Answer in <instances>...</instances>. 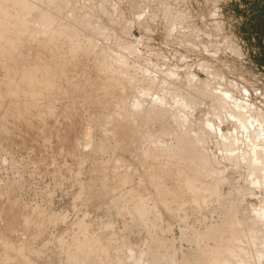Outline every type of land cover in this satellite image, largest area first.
<instances>
[{
	"label": "rangeland",
	"instance_id": "374dc122",
	"mask_svg": "<svg viewBox=\"0 0 264 264\" xmlns=\"http://www.w3.org/2000/svg\"><path fill=\"white\" fill-rule=\"evenodd\" d=\"M10 1L18 2L19 5H17L16 7H12L11 5H8ZM57 1L65 2V3L61 2L64 5L66 4L65 6H68L67 4L69 3L72 6L73 2L76 3L79 0L77 1L76 0H0V4L8 8L7 14H9L10 17L11 16L16 18L26 17V18L37 19L40 22V20H42V18L44 17L54 18V16L57 15L56 18L60 17L59 19L63 21L64 18L62 19L61 16L65 14L66 9L65 10L63 9L67 7H64V5L61 4L60 5V7H62L61 10L60 8L59 10L56 9L54 3L58 4L59 2ZM68 1L71 2L67 3ZM85 1L81 0L79 2L84 3L83 5V7H85L83 8L85 9L84 12L86 13L88 12V14L91 15L89 16L84 12L82 13L81 11L82 13L81 15L86 17V20L88 19V21L84 20L86 22L84 24H80L79 21L77 24L76 20L69 21L68 23L69 25L71 24L70 26L73 32V37L79 40V44H78L79 48L73 49L71 47L70 48L68 47V49H66L67 45H65L64 43L60 44V46L63 45L62 46L63 49L62 48L61 50L57 49V52L55 54L57 57V62L54 66L57 70L58 66L63 67L62 64L64 65L68 64L73 59L74 61L73 67L68 68V73L66 74L67 80L70 82L72 81L73 83H76L78 78H82V79L91 78L92 81H95L100 77L99 82L97 83V85L94 87L93 90L84 89L85 93H82L84 96L83 98L79 96H77L76 98L73 97L74 98L73 104L74 101H76L74 106L77 111L75 112L76 114L81 113L80 115L83 118L82 130H84V132L87 131V129L90 130L91 135H93L91 140H93L94 143L100 144L101 154L99 155L98 159L104 162L106 165H108L110 170L114 173L117 172L118 169H121L119 168L118 162L116 161V159H118V161L122 162L123 164L122 169L128 168V166H130L129 169L132 167L131 170L135 168L138 170V173H135L137 176L136 178L141 177L142 179H143V175L140 170H146V168L150 166H155L158 170L161 167H163L162 160H158L163 156L159 155L158 151L154 150L153 152L152 150L151 153L156 152L154 155L152 154L148 155V153H146L145 156H142L141 152H139L142 151V146L136 145V147L137 146L139 147H137L138 150L135 151L133 149L134 145H132L130 150H128L124 146V142L122 140L115 141L114 133L111 134L112 132L110 133L105 132L107 130L109 131L110 129L109 124H105L106 120L112 117L114 118L116 117L118 120H122L125 118L126 114L130 110L134 111L136 105L138 104L130 97L127 99H123L121 95H119L118 90L113 89V86H109L108 82H111L114 79H119V78L128 79L131 78V76L136 77L135 79L138 81L140 80V77L143 78L145 76L154 75L153 77L156 78V80L158 79V81H160L159 79L162 78L163 82L161 80V83H164L165 79H167L166 82H169L170 83L169 85L171 87H174V84L177 83L175 84V86L176 85H177L176 87L179 86V88L181 89V93L182 92L185 93L184 92L185 88L183 87L186 86L185 82L187 77L189 78V76H191L194 79L195 77L199 78L198 80L201 79L200 82L203 85H204L203 83L204 80L207 78L205 80L206 82L205 85L207 86L209 82L208 80H210L209 83L210 85L208 86V88L212 85L210 88L212 90V87L214 86L213 90L211 91L210 89H206L207 87L205 88V86H202L199 82L198 83L196 82L197 84L192 83L195 89L197 88L199 91L201 89L202 91L204 90L203 89L204 87L206 89V92L204 93L203 91L204 93V94L202 93L203 97L201 95H198L197 98L196 97L194 98L196 101V102L194 101V107H192V109L190 110L187 109L186 111L188 112L185 114L183 118H184V122L187 121V119H189L190 124L191 125L193 124L192 126L196 125L197 127L201 126L202 124L199 123L198 121L196 122L195 119L198 120L203 119L205 121L206 120L205 118H208L213 124V129H216V131L213 132L214 130L212 128L211 131L210 128L206 129L204 125L202 126L203 127L202 129H200L199 127L197 128L202 131L203 135L201 136V138L205 140L204 143H207L205 144L206 147H204L205 145H203L204 147L203 152L205 151L207 153V154L202 153L203 156L206 155L204 156L205 158H207L208 155L211 157V158L210 157L207 158L209 159L208 162L210 161L208 165L211 164L210 166H212L216 163V165L213 166L214 170L217 168L216 169L217 174L214 173L215 176L213 175L214 178L216 177L218 180V178L222 176L223 178L221 177L222 179L219 178V180H225L224 184L222 183L221 185L222 187L220 190L221 194L224 196L223 199L224 202H221L219 204V207L221 208V210H223L225 209V207L237 205L236 210L240 211V209H242L240 212H246L248 211V208L250 209L251 207L262 208V206H264V164H261L262 166L261 165L257 166L252 164L253 162L251 161H254L252 160L254 158V156L252 155L254 153L249 147H247V145L249 146V144H251V142L249 143L250 135L248 134L250 130L252 131V129L253 132H251V135L253 134V136H251L250 139H252V137L254 139L256 138V140H258V138L261 139L264 138V128H262V126L264 125H261L260 123V120L261 121L263 120L259 119L261 117L258 116L256 117L259 119V121L258 119H255L256 117L254 118V116L257 115L255 111L259 112L258 114L261 113L264 114V0H208V1L207 0H164V1L162 0L164 4L163 3L160 4L159 3L160 1L158 0L157 1L151 0L152 2L149 0H138V1L136 0L137 2L135 0H119V1L107 0V4L105 3L106 5L105 8L107 9L106 12L107 14L109 13L111 17L113 16V20L109 15L107 16L105 11H104L105 13L103 12L102 15L101 10L104 8V5L101 6V4L102 1L106 2V0H100L101 3L99 2L98 5L96 3L94 7L91 5L92 2L90 3V1L88 0L87 3ZM95 1L98 2V0H94L93 5L95 4ZM83 3H81V5ZM89 5H91L92 8ZM76 6L78 8L77 3ZM96 6H99L100 8L103 7L101 10L100 8L98 9L100 10L101 13L97 11L98 7ZM69 7L70 5L67 8L68 10ZM164 8H166V10ZM90 9L92 11H88ZM93 9L96 10L94 11ZM108 10L109 11L111 10V13L114 11L116 13L117 11L116 13L117 15L115 13H113L114 15H112L110 12H108ZM58 11L59 13H57ZM148 12L150 13L148 14ZM47 13L48 15L51 16L48 17ZM95 14L96 15L98 14L97 16L100 15V18H102V20L99 17H97ZM104 14H105V18H104ZM179 14L181 15L185 14L188 17L187 20L186 18L185 21L184 19H180ZM93 15L95 16V18ZM107 17H109L110 20L108 18V21H106ZM98 18L100 19V21ZM103 18L105 21L103 20ZM93 19L96 22V24L93 23L94 22ZM179 20H183L186 24L184 22L183 24ZM189 20L191 24L190 22H187ZM98 21L101 24L103 23L102 25L104 29L107 27L109 28V30H104L103 32H101L100 36H98L99 34L97 35L96 33L91 32V30H89L91 28L88 27V26H92V24L98 26L99 24L97 23ZM178 21L181 23H178ZM94 38H97L96 40L97 47L94 48L95 52L98 51L99 49H102L103 47H107L108 49H110V52L112 54L113 53L117 54L115 59H111V61H108L105 67L100 70L103 73H99V74H97L98 71L92 70L91 64L89 66L87 62L80 60L82 50L84 49V47L92 44ZM186 41H188L189 43ZM21 45L22 44H19L18 46L15 47L16 50L20 52L18 54L19 55L22 54L21 55L22 57L21 56L20 57L23 59L24 57L32 58L34 55L33 53L34 48L30 49V47H28L27 49V47H23ZM64 46L66 50H64ZM127 46L131 48L132 55L131 57H128V59H124L122 57V51H123V47H127ZM21 48L22 50H20ZM94 49L90 48L89 51L93 52ZM59 55H62L61 59ZM120 59L122 62L116 61ZM91 60L94 61V58H92ZM118 63L127 64V69L121 70L118 67ZM204 66L206 67L208 66L207 67L208 70H206L207 68ZM137 67H139V69H136ZM141 69L143 70V72H140ZM170 69L172 70V72H170L171 71ZM200 69H204L205 71L204 70L201 71ZM74 71L77 72L73 73ZM186 71H188L187 74L190 73L191 74L189 76L188 75L183 76V74L185 75ZM162 72L165 75H163ZM165 72L168 74H166ZM173 72L174 74H176L177 72L176 75L178 76L175 77L173 75ZM141 73L143 74L141 75ZM171 76L172 77L174 76V79ZM181 80L184 83V86L183 83H180ZM179 83L182 86H180ZM200 85L202 86L201 88ZM136 86L139 88H136ZM136 86L134 85V88L136 90L135 89L133 90H135L134 93L135 96H138L140 95L139 93L140 88L147 86V81L146 83L143 82L137 84ZM155 86L152 87L149 86V87L154 91L155 90L159 91L158 94L161 98L163 97V100L166 102L168 109L172 110L178 108V104L181 101L179 100H178L179 102L177 101L179 95L176 91H173V89L172 90L167 89V87H165V90H160L157 89L158 87L155 88ZM208 90L210 91L209 95L210 94L215 95V97L211 96L213 97L212 98L213 100L216 99L217 97L219 99H222L224 96H229V99L227 100L228 103L234 106L237 105L238 111L241 108V112L238 113L240 114V116H244L242 117L243 119H247V121L250 122L248 123L247 130L246 129L240 130L242 131L241 134H244L243 136L244 138L240 134V131L239 132L237 131L238 128L236 130L234 119L232 118L225 119L224 117L219 116V113H215L216 115H213L212 113L210 114L205 113L204 108H206V104L210 102L209 98L205 95L208 94L207 93ZM220 94L222 98H220ZM199 97L204 98L201 99L203 101L199 102L200 101ZM233 98L236 99L235 102ZM250 108L252 109V111ZM139 121L140 120H138L137 122ZM258 122L261 125V128L257 127L259 125ZM253 123H255L254 124L255 127L253 126ZM158 125L159 123L157 122L156 119L150 120L149 130L154 133L153 138L157 140L156 142H160V144H162L163 147L166 148L167 146L168 148L169 145H171V147L173 148L175 146L173 145V143L174 144L176 143L174 140L177 141V139L175 137H173V139L172 137H169L164 130H160ZM9 126L11 128L13 127L12 125ZM136 126L138 127L139 125L136 123ZM178 127L180 130L185 128V125H183L180 119L178 121ZM259 128L261 131H259ZM218 131H221L222 133L228 132L230 134L231 132L235 131L238 133L237 134L238 137L236 138L232 137L228 139L222 137L223 139L220 138V140L218 141L217 140L218 137L216 135ZM204 133L206 135L208 133L209 134L207 136L205 135L204 137ZM260 133L262 134L260 135ZM245 134L248 138H246ZM2 138L4 139V141L9 140L10 142L7 143L8 146H2L0 140V187L2 186L10 187V184L14 182L16 186L15 191L12 192L10 188H8L7 191L8 192L11 191L14 194V196L18 198V200L21 202V204L24 207L35 208L36 210L40 212H44L45 214L46 213L51 214L50 216L52 217H57L58 216L57 213L58 214L60 213L59 216L61 217L64 215L63 220H65L66 223L72 222L73 218L77 217L80 214L86 213L85 218L86 220L88 219L87 220L88 225H90L92 220H94L92 222L93 224L92 229L93 230L96 229L95 231L98 230V226L96 225L97 223L95 221L97 220V222L99 223V221L105 219L104 217L105 211L101 212L102 210L97 205L99 204L100 199L94 198L93 200L95 202L92 201V203L90 202L91 205L88 204L84 206L81 205L80 202H77L74 199L76 194H78L79 192L78 185L87 184L86 187H90L91 184L95 185L96 187L98 185L97 182H99V178L96 176L98 169L97 172L94 171V168L92 169V166L94 164L91 159L85 160V163L84 161H82L83 172L80 169L81 173H77L79 168L77 167V163L73 162L74 160H72L71 157L70 159L60 149L53 151L46 144L40 143L37 140V138L32 134L27 136V134L14 129V132H11L8 135L7 139L4 137ZM247 139L248 142H246ZM254 139L250 141H253ZM261 139L258 140L259 142L255 141L256 145L258 144L257 147L259 146L261 147L262 144L264 143V139L262 141ZM90 143L92 142L90 141ZM90 143L87 147H84V145H81L80 143L79 147L82 149L84 153H86L87 149L90 148ZM226 143L228 145L231 143L232 146L230 145L228 146ZM163 144L166 146H164ZM219 145H221L222 148H225L226 147L225 145H227L228 147H230L229 149L231 151L227 147V151H228L227 152L226 148L225 149L219 148ZM239 145H241L240 146L241 148L239 147ZM235 146L239 148L236 149ZM243 146L247 147V149L246 148L244 149ZM136 147L134 146V148ZM131 149H133L134 151ZM220 149L223 151V153L225 150L224 153L225 155L221 154ZM238 149L240 150V152L238 151ZM232 151L233 152L235 151L234 152L235 156L237 155V157L239 159L242 158V160L241 159L240 161L239 159L235 160L234 159L235 157L233 158L234 154L229 153ZM226 152L227 155L229 153L228 156L226 155ZM245 152L246 154L244 155ZM251 152L252 155L250 154ZM257 152L259 153V150ZM221 155L227 156L228 159L227 160L223 159ZM259 155L256 156L258 157ZM157 156L159 157L157 158ZM4 157L6 159H4ZM221 158L226 161L234 160L231 161L233 164L235 162L238 163L239 161L240 167H238L239 165L235 163L234 164L235 166H233L232 164V167L234 168H231V162L223 161L221 160ZM248 158H250L251 161H249ZM211 159L214 160V161L212 160L214 164H212ZM244 159L245 161H243ZM241 162H243V164H241ZM217 164L220 167V169H221L220 165H222L221 170H224L223 175L222 173L218 172L221 170L219 169ZM62 166L65 167L67 173L70 176L66 177L62 173H60L61 178L57 176V173L59 175L60 172L59 170ZM124 166L126 167L124 168ZM167 171L168 173H173V175L175 176L174 171H171L170 168L167 167ZM254 172L256 174H254ZM218 174L221 176H219ZM246 175L249 179L246 177ZM206 176L207 175L203 176L204 178L202 179L204 180ZM243 176L244 179L247 178L251 182L247 181V179L244 180ZM207 177H209V179L206 178L205 182L210 180L209 174ZM170 178L171 177H168L166 179V181L168 180L167 181L168 185L172 183V178L171 179ZM244 181H246L247 183H245ZM94 182L95 184H93ZM248 182L251 183V185H249ZM95 186H93L94 189L96 188ZM249 186L250 187L252 186L251 189ZM149 188L146 187L145 192H147L148 194L152 192L151 194H153L155 190L154 189L151 190L152 189L151 187ZM240 188L241 189L245 188L246 190L247 189L248 190L244 192L245 190L243 189L242 192L240 191L241 190ZM101 192L102 194L105 195L104 190L103 191L101 190ZM245 193L248 196H244L242 198V196L245 195ZM182 197L185 198V195H183ZM9 199H10L9 194L0 195L1 203L4 202L8 204ZM104 199L105 197L101 199V202H103ZM151 199H153V197H151ZM151 199L147 200V202L149 203L148 206H150L151 208L152 206H154L155 210L157 211V217L160 222L162 232L158 236H155L154 234L147 232V230L137 229L135 227H133L129 231H123L126 220L124 218L119 217L117 215L119 213H116L115 211H113L114 210L113 209L108 212V218L112 220V222L114 223L113 224L114 227L111 231H108L107 234L108 238L107 237L104 238V241H107L106 243L108 248L106 252L107 258L113 259L115 257L120 259L119 262H122V257L124 255L129 256L131 253L129 249H127L128 246L135 247L137 250L136 253L139 254L140 251L142 253L146 251L149 242L156 243L158 241L163 240L169 242L173 246V249H171L168 253L172 254V257L176 261V263L177 262L179 263V261L181 262L182 260H187L188 258L192 257L194 252L198 249L202 250L206 247L212 248L214 246V244H212L210 240L203 241L196 239V234L198 232L204 231L203 230L204 227L200 225V220L205 219L207 216L208 217V219L206 220L207 224L209 222L211 224H213V222L218 223L217 218L219 216L217 215L215 216V214L209 215L208 213L197 209L194 205H190L186 207V209L182 213L175 214L169 212L167 209L160 206L158 203L155 202L151 203L152 202L150 201ZM205 199L209 201L208 203L213 204L214 202H216L214 201V197L213 198L206 197ZM98 210H100V212L104 214L103 215L101 214L100 216V212ZM221 210L219 209L220 214L222 215L225 213V211H221ZM97 214L99 215L98 217ZM13 216H14L13 212L9 213V211H7L5 213V211L3 212V209L1 210L0 208V229L2 230L8 229L7 221L12 223L11 225H13L14 224ZM209 217L211 220L209 219ZM89 220H91V222ZM245 220L247 222V218ZM66 223H63L62 221L60 223L61 225H57L53 227L54 229L50 227L45 232L46 236L40 237L39 239L35 240V242H33L34 240L29 239L30 240L29 244H31V242L34 243V245L31 244L33 246L32 248L37 250L39 256L38 257L36 254L35 255L36 257L33 256L31 258L30 253H27L28 258H30L28 261L30 262V264H33V262L34 264H65L61 261V259H59L62 258V255H65L64 245L58 246L55 243L52 244L50 242H52L51 237L54 236L55 232H59V233L62 232L63 237L59 233H56L57 235L55 234V236H58L59 238V235H61L60 239L63 238L62 243H64L65 245L69 244L70 242L69 237L71 235L67 233V231H69L68 230L69 228L66 225ZM19 227L20 225L17 223L16 228H11V227L10 228L13 229V232L14 231L17 232V235L24 237L23 233H20L18 231ZM11 229H8V231L10 230V232L12 233ZM64 229L66 230L63 231ZM49 230L50 232H48ZM66 233L68 234V236ZM242 238L245 241H249L247 236H243ZM250 239H254V240L257 239V241L260 242L261 240L264 239V237L259 235V237L255 239L250 235ZM44 243L47 246H45ZM112 243L116 245L114 244L112 245ZM254 247L255 246L252 245V247L246 249L249 252L248 255L249 258L247 259L246 264H254V260H252L251 257V253H253L252 251H254ZM262 249L264 253V246H262ZM25 253L23 254L20 253L18 255L13 256L11 259H9L12 262L9 264L28 263L21 261L13 263V260H15V258L22 259L25 256ZM163 254H165V252H163L162 255ZM130 259H131L130 257L127 258V261H130ZM1 260L2 258L0 257V263ZM139 264L141 263L139 262Z\"/></svg>",
	"mask_w": 264,
	"mask_h": 264
},
{
	"label": "bare ground",
	"instance_id": "6f19581e",
	"mask_svg": "<svg viewBox=\"0 0 264 264\" xmlns=\"http://www.w3.org/2000/svg\"><path fill=\"white\" fill-rule=\"evenodd\" d=\"M79 1L76 2L78 4V8L75 2L72 1L73 3L71 6V4L69 3L71 1H68L67 3L69 4L67 5L68 6L70 5L69 10L67 9L68 6H65L66 4L65 5L62 4L65 2L57 1L60 4L54 3V6L56 9L59 10L60 8L61 10L62 8L60 7L61 4L64 5V7H67V8L63 7L64 8L63 10L66 9V12L64 11L65 14L61 16V18L62 19L64 18V20L61 21L59 19L60 17L56 18L57 16L56 15L54 16V18L44 17L42 18V20H40V22L37 19H32V18H26V17L16 18L13 16L10 17L9 14H7L8 8L0 4V136H1L0 140H1L2 146H8L7 143H9L10 141L9 140L4 141L2 137L7 139L8 135L11 132H14V129L27 134V136L32 134L33 136L37 138V140L40 143L46 144L53 151L60 149L64 152L66 156H68L69 158L71 157L72 160H74L73 162H76L77 167L79 168L77 173H81V171L83 172L82 161H84L85 163V160L91 159L94 164L92 166V169L94 168V171L96 172L98 169V172L96 173L97 175L94 174L99 178V182H97L98 185L97 187L92 184L91 186L88 184L90 187H86L87 184L78 185L79 192L78 194H76L74 199L77 202H80L81 205L83 206L90 204V202L92 203V201H94L93 200L94 198L100 199V202L97 205L102 210L101 212L105 211L104 212L105 219L103 218L104 220L99 221V223L97 222V220L95 221L97 223L96 225L98 226L97 231H95L96 229L94 230L92 229V226H93L92 222L94 220L91 219L92 222L91 220H89L92 225L91 224H90L91 226L88 225V222H87L88 219L86 220L85 218L86 213L80 214L77 217L73 218L72 222H68L70 223L68 224L66 223L65 220H63L64 215L61 217L59 216L60 213L59 214L57 213V215L60 218L58 216L52 217L50 216L51 214H48V213L45 214L44 212H40L36 210L35 208L24 207L21 204V202L18 200V198H16L14 194L12 193L15 191V188H16L14 182L10 184V187L2 186L0 187V195L9 194L10 199H9L8 204L4 202L2 203L0 202V208L1 210L3 209V212L4 211L5 213L7 211H9V213L13 212V215H14L13 225H11L12 223H10L9 221H7L8 229L16 228L17 223H18L20 225L18 231L20 233H23L24 237L17 235V232L15 231L13 232V229H11L12 233L10 232V230L8 231V229H3V230L0 229L2 230L0 231V252H1L0 257L2 258L0 264L12 263L9 259H11L13 256L18 255L20 253L23 254L26 252L25 256L22 259L15 258V260H13V263H16L19 261L28 262L30 258H28L27 253H30L31 258L33 256L36 257L35 256L36 254L38 256L37 250L32 248L33 246L31 245V244L34 245V243L31 242V244H29L30 242L29 239L34 240L33 242H35V240L39 239L40 237L46 236L45 232L47 229H49L50 227L53 228L57 225H61L60 223L62 221L63 223H66V225L69 228L68 229L65 226L69 230L67 231V233L71 235L69 237L70 238L69 244L65 245L64 243H62L63 238L60 239L62 232L60 233L55 232L54 236L51 237L52 242H50L51 238L49 242L52 244L55 243L58 246L64 245L65 255H62V258H59V259H61V261L65 264H133V263L139 264V262L141 264H246L247 259L249 258L248 257L249 252L246 249H248L249 247H252V245L255 246L254 251H252L253 253H251V257H252V260H254V264H264V253L262 249V246H264V239L261 240L260 242H258L256 239L257 237H259V235L264 237V206H262V208L261 207H258V208L251 207L250 209L248 208V211L246 212H240L242 210L240 208H238L240 209V211L236 210L237 205L228 206V207H225V209L221 210V208L219 207V204L221 202H224L223 201L224 196L221 194L220 190L222 187L221 185L222 183L224 184L225 180H219V178L220 179L223 178L219 174L218 175L221 176L222 178L219 177L218 180L216 177L214 178L215 176L214 173L217 174V171H216L217 168L214 170L213 166L216 165V163L214 164L213 162L214 160L211 159V162L214 165L212 166H210L211 164L208 165L210 161L208 162L209 159L207 158L210 156L208 155L207 158H205L204 156L206 155L203 156L202 154V153L204 154L206 153L205 151L203 152V148L206 147L205 144L207 143H204L205 140L201 138L203 134L200 129L203 128L202 127L203 125L206 127V129L208 128L213 129V124L210 121V119L205 118V117H204L206 119L205 121L203 119L202 120L195 119L196 122L198 121L199 123L202 124V125L199 124L201 126H198L200 129H197L198 127L195 125V122H194L195 126H192L193 124L192 125L190 124L189 119H187V121L184 122L183 117L188 112L186 110L187 109L190 110L192 109V107H194V101H195L194 98L195 97L197 98L198 95L202 96L203 91L205 93L206 89L211 90L210 87L212 85L208 88V86L210 85L209 84L210 80H208L209 81L208 85L207 86L205 85L206 84L205 80L207 78L204 80V82L202 81L204 83L203 85L200 82L201 79L198 80L199 78H196V77L194 79L193 77L189 76L191 73L189 72L190 74H187L188 71H186L185 75L183 74V76H187V75L189 76V78L187 77L186 82H185L186 86H184V83L182 82V80L180 82V83H183V86H184L183 88H185L184 90L185 93L182 92L183 95L181 93V89L179 88V86L178 87H176L177 85L175 86V84L177 83L174 84V87H171L169 85L170 83L166 82L167 79H165L164 83H161L162 78H160L159 79L160 81H158V79L156 80V78L153 77L154 75L145 76L143 78L140 77V80L138 81L135 79L136 77L131 76V78H128V79L119 78V79H114L111 82H108L109 86H113V89L118 90L119 95H121L123 99H127L130 97L132 98V100L137 102L139 105L138 104L136 105L134 111L130 110L126 114L125 118L122 120H118L116 117L115 118L112 117L106 120L105 124H109L110 129L109 131L107 130L105 132H108V133L112 132L111 134L114 133L115 141L122 140L124 142V146L128 150H130L132 145H134L135 147L136 145L142 146V151H139L141 152L142 156H145L146 153H148V155L149 154L154 155L156 152L151 153L152 150L153 152L154 150L158 151L159 155L163 156V157L160 156L161 158L158 159V160H162L163 167H161L158 170L155 166H150L146 168V170H140L143 175V179H144V182H143V179L141 177L136 178L137 176L135 173H138L137 169L134 168L133 170H131L132 167L129 169L130 166H128V168H125L126 166H124L125 169H122L123 164L122 162L118 161V159H116V161L118 162V166L121 169H118L117 172L115 173L110 170L108 165H106L104 162L98 159L99 155L101 154L100 144L94 143L93 140H91L93 135H91L90 130L87 129V131L85 132L84 130H82L83 118L80 115L81 113L76 114L75 111L77 110L74 106L76 101H74V104H73V99L76 98L77 96L83 98L84 96L82 93H85L84 89L93 90L94 87L99 82L100 77L99 79L95 81H92L91 78H88V79L78 78L77 82L73 83L72 81L71 82L68 81L67 76H66V74L68 73V68L73 67V62H74L73 59L68 64H65V65L62 64L63 67L58 66L57 70L54 66L57 62V57L55 55L57 52V49L58 50H61V48L63 49L62 47L63 45L60 46V44L64 43L65 45H67L66 49H68V47L69 48L71 47L73 49L79 48L78 46L79 40L73 37V32L70 26L71 24L70 25L68 24L69 21H72V20H76L77 24H78V21L80 24H84L86 23L85 21H88V19L86 20V17L81 15L85 11V9H83L85 7H83L84 3L81 2L83 3L81 5ZM87 1L88 0H86L85 2ZM89 1L90 3L92 2L91 5L93 7L96 5V3L98 5V3L100 2V0H98V2L95 1V4L93 5L94 0H89ZM158 1H160L159 2L160 4L161 3L164 4L163 2L164 0L163 1L158 0ZM105 3L107 4V0L106 2L102 1V4H101V6L104 5V8L106 6ZM137 4H140V3H137ZM8 5H11L12 7H16L17 5H19V3L10 1ZM99 6H96L98 7L97 11H99V13L102 12V15H103V12L104 11L106 12L107 9L106 8L104 9L103 7L100 8ZM99 8L100 10L103 8L101 12L100 10H98ZM136 8H137V5H136ZM164 9L166 10V8ZM93 10L95 11L96 9H93ZM88 11H92V10L90 9ZM108 12L111 13V10L110 11L108 10ZM48 13H47V16L50 17L51 15H48ZM57 13H59V11ZM113 13H115V11L112 12L111 14L114 15ZM149 13L150 12H148V14ZM86 14L89 15L88 12ZM108 15L109 13L107 14V16ZM179 15H180V19H184V21H185V18L186 20L188 18L185 14L184 15L179 14ZM97 17L100 18V15ZM104 18H105V14H104ZM108 18L109 17H107L106 21H108ZM100 19L102 20V18ZM111 19L113 20V16L111 17ZM190 20L187 22H190ZM99 21L97 22L99 23L98 26L94 24H92V26H88L89 28H91L89 30H91V32L96 33L97 35L99 34L98 36H100L101 32H103L104 30H109V28L106 25L105 26L107 28L104 29L102 25L103 23L101 24ZM179 21H181L182 23L184 22L183 20H179ZM179 21L178 23H181ZM93 23L96 24L95 21ZM190 39H189V42H190ZM96 40L97 38H94V40L92 41V44L84 47V49L81 52L80 60L87 62L89 66L91 64L92 70L98 71L97 74H99V73H103L100 70L105 67L108 61H111V59H115L117 54L116 53L112 54L110 52V49H108L107 47H103L102 49H99L98 51L95 52L94 48L97 47ZM19 44H22L21 46L23 47H27V49L28 47H30V49L34 48L33 57L30 58V57H27L26 55L27 58L25 57L24 59L21 58L22 54L19 55L18 53L20 52H18L15 48ZM191 44H192V41H191ZM22 48L20 50H22ZM90 48L94 49V51L90 52L89 51ZM66 49L64 46V50ZM131 55H132L131 48L129 46L123 47L122 57L124 59H128V57H131ZM59 57L61 59L62 55H59ZM90 58L91 59L94 58V61L91 60ZM116 61L122 62L121 59L116 60ZM118 67L121 70H126L127 64L118 63ZM136 69H139V67H137ZM204 69H200V70L203 71ZM206 70H208V68ZM76 72L77 71H74L73 73H76ZM140 72H143V70L141 69ZM170 72H172V70ZM142 74L143 73H141V75ZM176 74H174L173 72V75L175 77L178 76ZM163 75L165 74L163 73ZM174 76L173 77L171 76V77L174 79ZM177 80H178V77H177ZM146 81H147V86L140 88L139 90V93L142 96L140 95L135 96L134 93L136 89L134 88V85L136 86L137 84H140L143 82L146 83ZM196 82L197 83L199 82L202 86H205V88L206 87L207 88L205 89L203 87L204 90L201 91L200 89L201 91L200 92L197 88L195 89V87L192 84ZM180 83L179 85L182 86ZM201 85H200V88L202 87ZM149 86L151 87L155 86V88L158 87L157 89H160V90H165V87H167V89H171V90L173 89V91H176L179 95V98L177 99V101L178 100L181 101L178 104V108H176L177 110L168 109L167 108L168 106L166 105V102L163 100V97L161 98L159 96L158 94L159 91L157 90L154 91L153 89H150ZM213 87H212V90H213ZM136 88H139V87L136 86ZM209 92L210 91L208 90L207 92L208 94H205L210 100V102L206 104V108H204L205 113L206 114L212 113L213 115H216L215 113H219V116H222L225 119L232 118L235 121L236 130L238 128L237 130L238 132L242 129L247 130L248 123L250 122H248L247 119H243L242 117L244 116H240V114L238 113V112H241V108L238 111L236 104H235L236 106H234L228 103L227 100L229 99V96H224L222 98L220 94V98L222 99H219L217 97L216 99L213 100L212 98L215 97V95L213 94L209 95ZM201 99H204V98H200L199 102L203 101ZM235 100L236 99H234V102ZM195 106H198V105H195ZM255 112L257 113V115L254 116L253 114L254 118L256 116L261 117L259 119H262L263 121L260 120V123L261 125H264V116H263L264 114L263 113L258 114L259 112L257 111ZM151 119H156L157 122L159 123L158 126L160 130H164L169 137H172V139L173 137H175L177 139V141L174 140L176 143L175 144L173 143V145H175L173 148L171 147V145H169V147L167 148V146L163 144L164 146H166L165 148L162 146V144H160V142H156L157 140L153 138L154 133L149 130ZM179 119L182 121L183 125H185V128L181 130L178 127ZM255 119H258V118L256 117ZM138 120L140 121L137 122ZM136 123L139 125L138 127L136 126ZM254 124L255 123H253V126L255 127ZM9 125H12L13 127L11 128ZM261 125L259 124L257 127L261 128ZM260 128H259V131H261ZM262 128H264V126H262ZM213 130H214L213 132L216 131V129H213ZM235 131L231 132V134L228 132L222 133L221 131H218L216 134L218 137L217 140L219 141L220 138L223 139L222 137L226 139L232 138V137L236 138L238 137L237 136L238 133ZM255 131H254V134H255ZM241 132L242 131H240V134ZM251 132H253V129L252 131L251 130L249 131V134H248L250 135L249 143L251 142V144H249V146L247 145V147H249L254 153L253 155H252V152L250 153L252 156H254V158L251 157L253 158L252 160L254 161H251L250 158L248 159L249 161L253 162L252 163L253 165L259 166L261 164H264V143L262 144L261 142L262 146L261 147L259 146L260 148L257 147L258 144L256 145L255 141H258L261 138H258V140H256V138L254 139L252 137V139L254 140L250 141L252 140L250 139L251 136H253V134L251 135ZM205 133H204V137L206 135ZM261 134L262 133H260V135ZM241 135L242 137L244 136V134H241ZM257 135H258V132H257ZM246 138L248 137L246 136ZM263 139H261V141ZM90 141L92 143H90ZM246 142H248V139ZM80 143L81 145H84V147H87L90 143V148L87 149L86 153H84L82 149L79 147ZM203 145L205 146L203 147ZM227 145H225L226 151H227V147L229 145L232 146V144L230 143L228 146ZM241 145H239V147ZM134 146H133V149L137 151L138 150L137 147L139 146L136 147L137 149L134 148ZM220 146L221 145H219V148H222V146L221 147ZM239 147L235 146L236 149ZM247 147H244V149L245 148L247 149ZM225 148H222V149H225ZM229 148L230 147H228V149ZM256 148L259 150V153L257 152L258 150ZM253 150L254 151L257 150V151L254 152ZM238 151L240 152L239 149ZM227 152H226V155H227ZM234 152L232 151L229 153L234 154ZM224 153H225V150H224ZM224 153L221 150V154H224ZM245 154L246 152L244 153V155ZM224 155L223 156L221 155V157L227 160L228 155L227 156H224ZM256 155H259V156L257 157ZM158 157L159 156H157V158ZM224 157H227V158H224ZM233 158L235 160L239 159L237 155L235 156V154L233 155ZM4 159L6 158L4 157ZM223 159L221 158V160ZM240 159L242 160V158ZM226 160H223V161H226ZM228 161L231 162L234 160H228ZM239 161L238 163L235 162L237 165H239L238 167H240ZM243 161H245V159ZM232 164L233 163L231 162V168H234L232 167ZM234 164L233 166H235ZM241 164H243V162H241ZM220 166L222 169V165ZM167 167L170 168L171 171H174L175 176L173 175V173H168ZM59 171H60L59 175L57 173V176L60 178H61L60 173H62L66 177L70 176L67 173L64 166H62ZM221 171H218V172L222 173L223 175L224 170H221ZM208 174L210 176V180L205 182L206 178L209 179V177H207ZM254 174L256 173L254 172ZM63 175H62V178H63ZM205 175L207 176L203 180L202 178H204L203 176ZM168 177L172 178V183L170 182L171 184L169 185L167 184L168 180L166 181ZM243 179H244V176H243ZM248 179L247 181H250ZM244 182L247 183L246 181ZM93 184H95V182ZM248 184L251 185V183L249 182ZM93 186H95L96 188L94 189ZM146 187L147 188L151 187L152 188L151 190L154 189L155 192L153 194H151L152 192L148 194L147 192H145ZM8 188H10L12 192L11 191L8 192L7 191ZM243 189L245 190L244 192L248 190V189L246 190L245 188ZM243 189H241L240 191L243 192ZM101 190L102 191L104 190L105 195L102 194ZM102 195L103 197H105L103 202H101V199L103 198ZM183 195H185V198L182 197ZM244 196H248V195H246L245 193V195H243L242 198ZM151 197H153V199H151ZM206 197H212V198L214 197V201L216 202H214L213 204L208 203L209 201L205 199ZM149 199H151L150 200L152 201L151 203H154V202L158 203L160 206L164 207L169 212L175 213V214L182 213L184 212L186 207L190 205H194L197 209L204 211L208 213L209 215L215 214V216L216 215L219 216L217 218L218 223L213 222V224H211L209 222L207 224L206 223V220L208 219L207 216L205 219L200 220V225L204 227L203 228L204 231L198 232L196 234V239L203 240V241L210 240L212 244H214V246L212 248L206 247L202 250L198 249L194 252L192 257L188 258L187 260H182L181 262L179 261V263L178 262L176 263V261L172 257V254L168 253L171 249H173V246L169 242L163 241V240L158 241L156 243L149 242L147 245L148 248L146 249V251L144 253L140 251L139 254L136 253L137 250L135 247L128 246L127 249H129L131 253L129 256L124 255L122 257L123 263L119 262L120 259L115 258V257L113 259L107 258V255H106V252L108 250L107 244H106L107 241H104V238L108 236L107 235L108 231H111L114 227L113 225L114 223L112 222V220L108 218V212L113 209H114L113 211H115L116 213H119L117 214L119 217L124 218L126 220L123 231H129L133 227H135L137 229L147 230V232H150L154 234L155 236H158L162 232L161 225L157 217V211L155 210L154 206H152V208L148 206L149 203L147 202V200ZM219 209L221 211H225V213L222 214L223 216L220 214ZM98 211L100 212V210ZM101 212H100V216L102 214ZM55 216H56V213H55ZM98 216L99 215L97 214V217ZM246 218H247V222L245 220ZM50 230L48 232H50ZM65 230L66 229H64L63 231ZM56 233L61 234L59 235V238L58 236H55ZM250 235L254 237L256 240L250 239ZM243 236H247L249 241H245L242 238ZM113 244L114 243H112V245ZM45 246L47 245L45 244ZM163 252H165V254L162 255ZM129 257L131 259L130 261H127V258ZM26 264H30V262Z\"/></svg>",
	"mask_w": 264,
	"mask_h": 264
}]
</instances>
